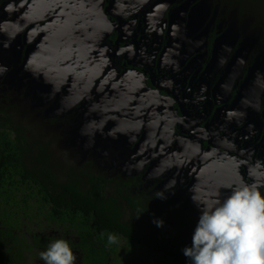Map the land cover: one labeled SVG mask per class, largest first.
Segmentation results:
<instances>
[{
    "label": "rangeland",
    "instance_id": "374dc122",
    "mask_svg": "<svg viewBox=\"0 0 264 264\" xmlns=\"http://www.w3.org/2000/svg\"><path fill=\"white\" fill-rule=\"evenodd\" d=\"M226 1L109 0L108 9L121 30L119 40L131 44L134 40L139 45L131 63L145 67L157 89L165 90L185 108L190 122L196 125L200 121L194 118L197 107L205 105L208 109L211 101L222 104L214 122L207 125L209 133L224 143L226 140L229 150L243 155L260 176L264 173V135L259 136L258 116L264 111V33L251 34L254 32L247 28L253 17L236 18ZM102 5V0L3 1L0 105L21 107L17 110L19 119L27 120L28 126L36 122L35 134L50 142L54 157L61 162L88 164L108 177L141 173L142 190L150 194L154 206L161 210L172 206L174 216H183V227L175 225L168 231L193 234L199 217L197 202L223 201L232 187L241 181L246 183L245 179L234 165L206 154L199 137L183 139L176 135L174 138L182 141L172 142L168 137V123L172 128L174 123L171 110L145 93L143 78L138 77L140 81L134 83L132 76H123L126 72L120 60L124 51L110 43L108 37L114 28L98 10ZM85 9L92 11L86 21L92 28L82 29L86 34L79 29ZM227 9H231L232 20L225 17ZM217 19L220 36L208 58L206 41ZM81 41L88 53L79 52L76 58L80 64L70 57L65 61L66 51L74 46L85 50ZM67 43L71 49L62 48ZM235 48L237 53L232 58ZM52 49V56L59 57L57 67L47 63L42 66L40 57L51 56ZM255 51L259 52L257 57L248 63ZM247 63L251 72L240 86L235 75ZM203 64L207 65L205 70ZM223 67L225 72H221ZM127 83L131 85L125 86ZM234 90L237 96L231 100ZM64 116L69 120L66 126L55 128L43 123L49 117ZM97 118V122H90ZM85 120L89 122L84 124ZM155 135L161 139L154 141ZM240 140H250L243 151L238 149ZM256 140L261 141L256 145ZM214 144L221 147L219 142ZM182 160L192 169H187ZM161 194L163 198H159ZM42 233L56 236L52 230Z\"/></svg>",
    "mask_w": 264,
    "mask_h": 264
},
{
    "label": "trees",
    "instance_id": "16d2710c",
    "mask_svg": "<svg viewBox=\"0 0 264 264\" xmlns=\"http://www.w3.org/2000/svg\"><path fill=\"white\" fill-rule=\"evenodd\" d=\"M226 2L236 18L253 17L247 28L251 34L264 33V0ZM230 11L225 17L232 20ZM219 21L206 41L208 58L220 36ZM258 53H251L248 63ZM248 63L235 75L240 86L251 72ZM225 71L223 67L221 72ZM19 108L0 105V264H38L39 253L56 239L67 240L78 255V264H136L137 260L140 264H190L182 249L191 246L192 234L168 231L175 225L183 227L181 214L174 216L172 206L155 207L151 196L140 188L139 177H108L88 164L61 162L54 157L50 142L35 134L36 126L19 119ZM258 116L264 124V111ZM156 220L163 221L162 227L156 226ZM45 229L56 236L44 235ZM110 233L117 237L111 245Z\"/></svg>",
    "mask_w": 264,
    "mask_h": 264
},
{
    "label": "clouds",
    "instance_id": "9594fccd",
    "mask_svg": "<svg viewBox=\"0 0 264 264\" xmlns=\"http://www.w3.org/2000/svg\"><path fill=\"white\" fill-rule=\"evenodd\" d=\"M249 174L253 183L241 181L223 201L197 202L199 217L191 246L182 249L190 264H264V195L259 190L264 173ZM154 222L163 225L162 220ZM107 241L114 244L117 237L110 233ZM39 258L44 264H76L77 259L66 239L49 243Z\"/></svg>",
    "mask_w": 264,
    "mask_h": 264
},
{
    "label": "flooded vegetation",
    "instance_id": "af4514ba",
    "mask_svg": "<svg viewBox=\"0 0 264 264\" xmlns=\"http://www.w3.org/2000/svg\"><path fill=\"white\" fill-rule=\"evenodd\" d=\"M5 0H0V4H2V2ZM103 1V5L100 9L103 16L105 17V21L106 22H110L112 27L114 28L113 33L111 35H109V40L111 45H113L114 47H116L119 50H123L124 55L122 56L121 60H120V65L122 66V71L123 76H132L134 79L132 80L134 83L136 82V80L138 77L139 78H143L144 79V87L146 88L145 93H147L149 96H151V99L155 102H158L159 104H163L165 105L166 109L168 111L171 110V113L173 115V128L170 126V123H168L169 127L171 129H169L168 133L170 134V136H168L170 139H172V142H175V144H177L179 141L182 140H178L177 138H174L176 135L181 136V138H186V139H192L195 137H199V141H200V148L203 149L204 152H206V154H210L211 157L219 159V161H221L222 163H226V164H231L234 165L239 173H241V175H243L245 182L247 184H251L253 183L254 177L252 175H250L249 173L252 172L254 173L256 176H258V174L256 173V168H253V164L249 161H247L246 159H244L243 155H241L239 152H234V151H230L229 148L230 144L225 140V143L221 140L216 138L214 135H211L208 130V126L210 125V123L214 122L215 120V115L217 112H219V110L222 108V104H217V103H213L211 101V107L210 108H205V105L200 106L199 108L197 107L196 110V114L194 115L195 119L200 118V121L198 124H193L192 122H190L187 118V114L185 113L186 110L185 108L182 107V105L180 104V102H178L174 97H172L171 95H168L167 92L165 90H160L157 89V86H155V80L152 76V74H150L147 69L143 66H139V65H134L131 63V61L134 60V57L137 55V49H139V45H136V41L133 40L134 43H130V42H123L119 40V34L121 32L120 28L118 27L117 21L114 19L113 15L109 13V0H102ZM99 4V2H98ZM92 10H95V6L93 8H91ZM81 12V11H80ZM91 10L85 9L83 12H81L80 18H82V22L83 24L81 25V27L79 28L80 31H82L84 34H86L87 31H83L82 29H91L92 28V24H86V21L88 20L87 18V13H89L91 15ZM60 14V13H59ZM58 17L60 18V15H58ZM78 19V18H77ZM41 25V24H40ZM81 33V32H80ZM39 35L36 34V36ZM46 38V37H44ZM33 40H37V38L33 39ZM43 41V39H40V43ZM81 44L85 47V50H81L78 48L77 46H74V48L72 49V51H66L67 52V56L65 57V61H68V57H70L72 62L76 61V65L80 64V62H78V54L79 52H83L85 54L88 53V50L86 48V45L83 41H81ZM25 46V45H24ZM67 47H64L63 44V49L67 48L71 49V46L69 45V43L66 44ZM52 54L54 55V51L53 49L51 50V56H49L48 54L46 56H41V60L43 62H41L42 66L46 64V66L48 65H53L57 67V64L59 62V57L58 55L56 57L52 56ZM133 56V58H131ZM45 58H47V60L45 61ZM80 58V57H79ZM131 58V59H130ZM133 59V60H132ZM45 61V62H44ZM125 70V71H124ZM140 81V80H139ZM131 82V83H133ZM190 82V81H188ZM131 83H127L126 85H131ZM120 88V87H119ZM122 88H124V85L121 86V88L119 90H121ZM218 106V107H217ZM165 109V111H167ZM170 109V110H169ZM190 112H193L194 109L190 108ZM164 111V112H165ZM167 114V112L165 113ZM201 114L203 115V119L201 118ZM158 118V117H157ZM157 118L155 120H157ZM89 119H92V116L89 117ZM99 118H97L96 120L90 121V122H97ZM168 121H170L169 118H167ZM260 120V117H259ZM48 123L52 126H54L55 128L58 126H62L65 124L69 123V120L66 116L64 117H57V118H50L49 120L44 121L43 123ZM86 122L89 121H84L83 123L85 124ZM260 134L259 136L262 137L264 135V124L262 122H260ZM36 125V122H35ZM208 125V126H207ZM262 125V126H261ZM163 129V128H162ZM164 137L166 138V134H163ZM215 138V139H214ZM161 137L160 135H155L154 137V141L155 140H160ZM178 140V141H177ZM261 140H256L255 143L256 145L258 144V142H260ZM219 142L221 143V147H219V145H215L214 144ZM250 142V140H240V144L238 145V149L240 151L244 150L245 145H247ZM232 144V143H231ZM263 147L260 146L259 148ZM199 148V149H200ZM201 150V149H200ZM262 151V149L260 150ZM198 152V150H197ZM258 151H255V153ZM158 154H160V151L158 152ZM261 155H264L261 152ZM227 158H232L230 160H227ZM181 163H183V165L187 168V169H192L191 165L184 163L183 160L181 161ZM114 176H121V175H114ZM114 176H110V177H114ZM124 178H132V177H139L138 181H139V186L143 183L142 182V174H138L135 176H121ZM177 179V177L174 178V180ZM178 182H181V179L178 180ZM142 189V187H140ZM261 191V194L264 195V187H261L259 189ZM150 196V194H148Z\"/></svg>",
    "mask_w": 264,
    "mask_h": 264
},
{
    "label": "water",
    "instance_id": "95a60500",
    "mask_svg": "<svg viewBox=\"0 0 264 264\" xmlns=\"http://www.w3.org/2000/svg\"><path fill=\"white\" fill-rule=\"evenodd\" d=\"M230 159H232V158H227V160H230Z\"/></svg>",
    "mask_w": 264,
    "mask_h": 264
}]
</instances>
